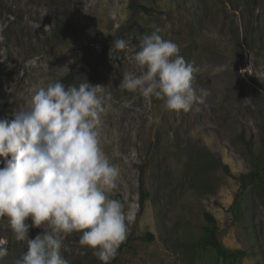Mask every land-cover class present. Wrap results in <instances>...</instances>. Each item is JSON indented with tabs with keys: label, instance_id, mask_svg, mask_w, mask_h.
I'll use <instances>...</instances> for the list:
<instances>
[{
	"label": "rangeland",
	"instance_id": "obj_1",
	"mask_svg": "<svg viewBox=\"0 0 264 264\" xmlns=\"http://www.w3.org/2000/svg\"><path fill=\"white\" fill-rule=\"evenodd\" d=\"M156 29L207 69L193 81L210 92L199 111L170 112L119 88L124 72L139 74L137 37ZM118 38L129 47L112 59ZM55 81H88L105 98L101 147L119 169L108 195L131 216L110 264H224L199 247L213 225L206 213L225 249L242 253L228 264H264V0H0V119L13 120L36 87ZM243 174L245 184L235 179ZM42 231L30 228L29 238ZM79 236L65 237L61 254L102 264ZM0 242V264L28 248L6 218Z\"/></svg>",
	"mask_w": 264,
	"mask_h": 264
},
{
	"label": "clouds",
	"instance_id": "obj_2",
	"mask_svg": "<svg viewBox=\"0 0 264 264\" xmlns=\"http://www.w3.org/2000/svg\"><path fill=\"white\" fill-rule=\"evenodd\" d=\"M159 33L137 37L131 60L139 74L124 72L119 88L162 100L170 112L199 111L196 106L204 105L210 92L197 90L193 81L207 69L186 61L179 45ZM129 43L116 39L110 58H118L114 53ZM106 111L101 86L55 81L36 87L13 120L0 119V219L6 218L15 238L28 245L15 264H70L61 249L73 233L102 264L117 255L131 216L108 195L117 187L119 169L101 147ZM30 228L43 231L29 238ZM7 255L0 246V259Z\"/></svg>",
	"mask_w": 264,
	"mask_h": 264
},
{
	"label": "trees",
	"instance_id": "obj_3",
	"mask_svg": "<svg viewBox=\"0 0 264 264\" xmlns=\"http://www.w3.org/2000/svg\"><path fill=\"white\" fill-rule=\"evenodd\" d=\"M225 172L226 174L231 175L228 167H225ZM244 176H245L244 174L240 176H236L235 179L240 181L242 184H245L246 178H244ZM144 196L145 195L142 193L141 206H143V203H144ZM205 216L207 220L213 225L207 226L205 228V234L199 243V247L202 249L211 248L215 250L217 256L223 260L224 264H228L231 259L236 258L237 254L241 255L242 253L241 252H228L218 239L217 232H216L217 229H216V224H215L216 221L214 217L209 213H206Z\"/></svg>",
	"mask_w": 264,
	"mask_h": 264
}]
</instances>
